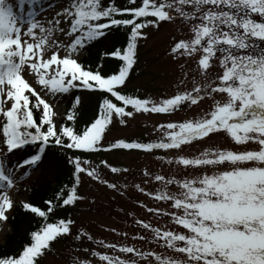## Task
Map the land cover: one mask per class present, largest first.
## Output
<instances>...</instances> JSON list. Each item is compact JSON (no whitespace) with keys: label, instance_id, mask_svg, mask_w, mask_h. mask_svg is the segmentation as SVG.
I'll list each match as a JSON object with an SVG mask.
<instances>
[{"label":"snow or ice","instance_id":"obj_1","mask_svg":"<svg viewBox=\"0 0 264 264\" xmlns=\"http://www.w3.org/2000/svg\"><path fill=\"white\" fill-rule=\"evenodd\" d=\"M17 3L18 13L9 0H0V221L6 222L15 207L8 191L30 176L29 170L44 163L50 146L71 153L66 163L71 166L73 183L55 194L57 203L45 201L47 211L21 201L25 212L45 222L30 232L29 241L17 254L0 256V264H40L47 253L54 252V243L70 236L81 243L94 241L83 228L73 233L76 225L71 218L47 222L54 208L73 206L83 199L77 194L82 176L120 191L102 175L100 166L113 174L128 169L104 160L94 165L84 157L112 150L179 153L182 146L219 133L245 150L205 148L192 157L177 155L168 163L200 174L177 179L145 171L148 179L143 183L148 185L154 179L162 188L153 193L136 185L140 193L168 206L166 210L141 207L170 221L165 230L138 220L148 236L136 238L148 243L150 236L151 242L171 255L126 244L119 245L118 252L136 258L88 248L83 251L98 257L102 264H264V0H142L140 5L128 0L129 7H120L115 0ZM56 8L59 10L52 17L41 16ZM124 14L131 18H117ZM177 20L191 36L174 40L168 54L173 60H195L202 83L159 101L127 94L124 90L136 64L138 41L147 38L142 30L149 26L158 30L162 23ZM121 27L130 29L126 44L103 54L118 58L117 70L102 73V65L92 69L82 63L80 58L88 48L109 40V33ZM74 90L97 97L96 117L82 131L75 129L82 96L74 95ZM62 96L74 99L66 122L58 123L52 99ZM205 98L212 104L204 117L156 125L162 133L157 140L104 143L110 125L126 126L136 113H173L199 106ZM249 143L255 148L247 150ZM26 146H35V150L13 161L11 157ZM20 169L25 171L17 174ZM169 185H175L176 191H170ZM94 242L117 250L116 244ZM73 264L92 261L77 259Z\"/></svg>","mask_w":264,"mask_h":264},{"label":"rangeland","instance_id":"obj_2","mask_svg":"<svg viewBox=\"0 0 264 264\" xmlns=\"http://www.w3.org/2000/svg\"><path fill=\"white\" fill-rule=\"evenodd\" d=\"M142 2V0H140ZM29 5L25 3L24 11L27 12ZM59 8L49 9L41 13V16L52 17ZM17 13L19 8L14 10ZM146 34V39L138 41L137 52L138 61L136 66L137 74L126 85L130 94L137 95L141 98H151L159 101L175 94L177 91H191L197 84L202 83L203 77L197 72V64L191 58H180L173 60L168 54L174 40L181 38L189 39L191 33L179 20L176 22L162 23L159 29L151 26L142 30ZM181 65H184L181 68ZM215 71V69H212ZM185 73L187 74L185 76ZM183 80V84L180 81ZM54 111L57 112L59 119L63 113V105L56 101ZM212 101L205 98L199 106L182 108L173 113L154 114V113H136L134 118L128 119L126 126L118 123L112 125L111 131L105 136L106 141H113L120 138H130L150 142L161 137L162 133L156 130V125L167 124L169 122H183L186 119H199L210 111ZM128 110H131L129 107ZM205 148H220L230 150H245L244 146H237L224 133L211 135L199 142H192L189 145L182 146V151L176 150H158L153 152H136V151H112L99 155H93L90 159L94 165L100 164L101 160L106 161L111 166L128 169L125 173L113 174L109 169L100 166L102 175L110 182L116 183L120 191L109 189L106 186L82 176V182L78 186V195L82 200H78L74 206L71 219L75 221L76 227L73 233L83 228L89 232L95 240H103L105 244H116L117 250L105 248L97 245L94 241H85L83 243L75 241L70 236L65 241L56 245L54 252L47 254L40 264H73L74 260H91L92 264H102L98 257L86 254L83 248L94 249L98 252H106L109 255H118L121 258H136L134 254H120L119 245L126 244L134 246L141 251H156L163 255L172 253L154 242H141L138 238L140 235L148 236V232L142 229L137 223L143 220L150 223L153 227H161L167 230L170 221L166 218L156 216L154 213H148L141 204L148 207L167 209V204L162 201H155L151 196H145L140 193L136 185L144 187L146 191L155 192L162 188L159 182L154 179L148 185L143 181L148 179L144 172L155 175H163L166 178L175 177L183 179L185 177L199 175L200 173L190 169H184L183 166L175 163L169 164V160H174L177 155L192 157L198 155ZM247 150L255 148L253 143L246 146ZM163 158V159H161ZM39 168V169H38ZM34 171H30V176L25 177L17 185L8 191V195L15 200L25 201V197L17 195V186L28 181L40 170V166ZM23 170L20 169L19 173ZM170 191H176L175 185L168 186ZM115 229L116 231H112ZM9 232L7 222L0 221V243L3 237Z\"/></svg>","mask_w":264,"mask_h":264},{"label":"trees","instance_id":"obj_3","mask_svg":"<svg viewBox=\"0 0 264 264\" xmlns=\"http://www.w3.org/2000/svg\"><path fill=\"white\" fill-rule=\"evenodd\" d=\"M9 2L12 3V0H9ZM115 3L120 7L131 6L129 5L128 0H115ZM136 4L140 5L141 1L136 0ZM117 18H131V17L128 14H124L123 16H118ZM128 31H130V29L126 30L123 27L113 29L109 33L110 36L109 40H100L94 46L88 48V50L80 58L82 63L92 69H95L96 66L100 64L102 65L101 68L102 73L111 74L113 71L117 70L119 66L118 58L110 57L103 54L111 50H114L115 47H120L121 45L126 44ZM137 60H138V52L136 56V64H137ZM136 64L134 65L133 70L130 72L126 84L128 81H131L134 78V76L137 74ZM124 91L127 94H130L127 89H125ZM74 95L82 96V106H78L77 119L75 121V129L77 131H82L96 117V114L98 112L97 97L95 95H89L86 92H81L79 90H74ZM73 99L74 96H62L59 97L58 99L55 98L53 99L57 102L62 103L64 106V112L62 116L58 119L57 121L58 123L66 122L65 118H66L67 110L71 107V102ZM114 102L116 101L114 100ZM67 123L69 125H72V122H67ZM109 127L111 128L112 125H110ZM125 140L130 141L134 139H125ZM115 141H110V142H115ZM104 143H109V142H104ZM34 150H35V146H26L24 149L20 150V152L17 151L16 153L18 154L19 159H21L23 157H26ZM122 151H131V150H122ZM138 151H142V150H138ZM46 152L47 155L44 157V163L41 164L40 173L32 181L24 185H21V187L24 190L22 189L19 192L20 195H24L25 193L27 202H30L37 207H40L44 211H47V207H48V205L45 204V201L52 199L53 203H57L54 200L55 194L58 191H60V189L63 188L65 185H67L70 188L73 183V179L71 176V171H72L71 166L67 165L66 163L67 155H70L71 153H65L62 150H60L58 147H51V146L46 150ZM100 153H104V152H100ZM98 154H94V155H98ZM90 156L93 155H89L84 158H88ZM65 191H67V189ZM77 193H78V188H77ZM74 210H75L74 205L65 206L63 208L56 207L54 208L52 213L48 214L47 222L57 223L59 219L71 218ZM7 222L9 225V232L3 237L2 243H0V256L17 254L22 249V245L25 242L29 241L30 232L33 230H37L40 227V225L43 224L45 221L43 218H40L35 214H32L30 212H25L21 207V202L17 201L15 202L14 210L10 212L9 219L7 220ZM65 240L66 239L59 240V242L54 243L52 247L55 248L56 245L60 244Z\"/></svg>","mask_w":264,"mask_h":264}]
</instances>
